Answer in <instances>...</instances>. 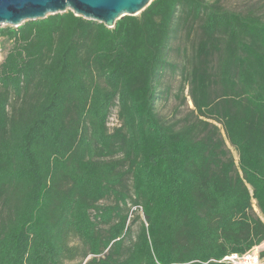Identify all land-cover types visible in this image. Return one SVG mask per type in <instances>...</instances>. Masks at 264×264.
Masks as SVG:
<instances>
[{
    "label": "trees",
    "instance_id": "trees-1",
    "mask_svg": "<svg viewBox=\"0 0 264 264\" xmlns=\"http://www.w3.org/2000/svg\"><path fill=\"white\" fill-rule=\"evenodd\" d=\"M0 44V264H227L264 243V10L153 0ZM171 73L184 119L159 110Z\"/></svg>",
    "mask_w": 264,
    "mask_h": 264
},
{
    "label": "water",
    "instance_id": "water-1",
    "mask_svg": "<svg viewBox=\"0 0 264 264\" xmlns=\"http://www.w3.org/2000/svg\"><path fill=\"white\" fill-rule=\"evenodd\" d=\"M153 0H0V28H19L50 16L72 12L114 29L126 16L137 17Z\"/></svg>",
    "mask_w": 264,
    "mask_h": 264
},
{
    "label": "rangeland",
    "instance_id": "rangeland-1",
    "mask_svg": "<svg viewBox=\"0 0 264 264\" xmlns=\"http://www.w3.org/2000/svg\"><path fill=\"white\" fill-rule=\"evenodd\" d=\"M222 4L225 8L231 11H240L245 8L252 7L260 10H264V0H222ZM4 28V27H2ZM180 46L185 49L189 48L188 42L185 40L184 42H179ZM178 43L176 45H179ZM184 52L181 53V56L173 55V58L176 63L183 65L184 62ZM167 86L171 88V94L168 98L159 103V110L161 114L171 120H179L184 119L186 116L190 114V112L194 109L190 98H188V89L185 90L184 95L180 94V89L183 86V79L181 75L178 73L177 76H174L172 73L165 78L163 89ZM186 98L187 104H184L183 99ZM111 127L116 124L115 117L112 118ZM236 156V154H235ZM261 251H264V247L261 248Z\"/></svg>",
    "mask_w": 264,
    "mask_h": 264
},
{
    "label": "built area",
    "instance_id": "built-area-1",
    "mask_svg": "<svg viewBox=\"0 0 264 264\" xmlns=\"http://www.w3.org/2000/svg\"><path fill=\"white\" fill-rule=\"evenodd\" d=\"M2 60L1 44H0V61ZM264 247V243L258 247L253 248L251 251L243 255H231L224 258V262L227 264H264V257H262L261 251Z\"/></svg>",
    "mask_w": 264,
    "mask_h": 264
}]
</instances>
